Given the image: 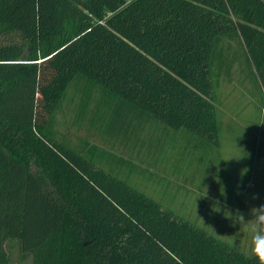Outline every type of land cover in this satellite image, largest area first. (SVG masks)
Returning <instances> with one entry per match:
<instances>
[{
  "label": "trees",
  "instance_id": "trees-1",
  "mask_svg": "<svg viewBox=\"0 0 264 264\" xmlns=\"http://www.w3.org/2000/svg\"><path fill=\"white\" fill-rule=\"evenodd\" d=\"M226 42L264 96V0H0V264H257L53 129L72 95L111 151L217 147Z\"/></svg>",
  "mask_w": 264,
  "mask_h": 264
},
{
  "label": "rangeland",
  "instance_id": "rangeland-1",
  "mask_svg": "<svg viewBox=\"0 0 264 264\" xmlns=\"http://www.w3.org/2000/svg\"><path fill=\"white\" fill-rule=\"evenodd\" d=\"M229 43L222 47L228 60L226 66L220 70L219 49L213 70L220 124L217 147H195L187 139L174 136L158 159H148L146 151L138 159L136 153L121 149L111 151L95 119V103L89 104L86 114L84 100L72 95L56 112L53 129L58 138L73 146L87 145L88 148L90 145L114 153L117 158L110 161L119 164L113 171L122 180L215 237L252 255L249 226L245 224L239 229L238 225L229 226L219 214L209 212V202L213 198H226L229 206L242 211L264 203V96L240 48L234 45L233 51ZM243 155L247 157L232 159ZM103 156V153L99 156V160L103 159L101 165L109 170V158ZM244 168L247 172L241 177ZM223 188L225 194L221 196ZM7 249L12 264H31V259L21 257L15 243Z\"/></svg>",
  "mask_w": 264,
  "mask_h": 264
},
{
  "label": "clouds",
  "instance_id": "clouds-1",
  "mask_svg": "<svg viewBox=\"0 0 264 264\" xmlns=\"http://www.w3.org/2000/svg\"><path fill=\"white\" fill-rule=\"evenodd\" d=\"M247 155H243L239 159H232L240 160L246 158ZM246 172L247 168L241 169L240 176L242 177ZM224 194L225 190L223 188V194L221 196H224ZM209 212L210 214H219L229 223V226L235 227L238 225V229L242 225L247 224L252 233V256L257 261V264H264V203L252 205L247 211H242L238 207L233 208L229 206L226 198H213L209 202Z\"/></svg>",
  "mask_w": 264,
  "mask_h": 264
}]
</instances>
